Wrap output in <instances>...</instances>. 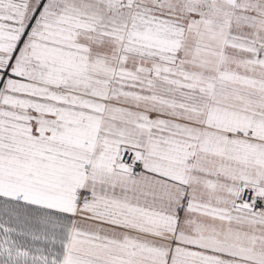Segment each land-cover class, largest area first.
Returning <instances> with one entry per match:
<instances>
[{
	"label": "snow or ice",
	"instance_id": "1",
	"mask_svg": "<svg viewBox=\"0 0 264 264\" xmlns=\"http://www.w3.org/2000/svg\"><path fill=\"white\" fill-rule=\"evenodd\" d=\"M0 264H264V0H0Z\"/></svg>",
	"mask_w": 264,
	"mask_h": 264
}]
</instances>
